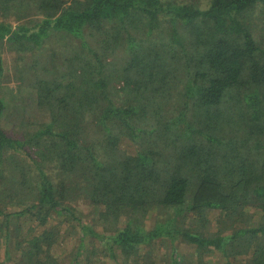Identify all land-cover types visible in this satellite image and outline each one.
Returning a JSON list of instances; mask_svg holds the SVG:
<instances>
[{
	"label": "trees",
	"instance_id": "1",
	"mask_svg": "<svg viewBox=\"0 0 264 264\" xmlns=\"http://www.w3.org/2000/svg\"><path fill=\"white\" fill-rule=\"evenodd\" d=\"M5 85L25 92L0 94L10 264H57L18 241L50 219L73 234L41 233L65 264L100 247L113 264H264V0H0ZM157 209L170 219L146 226Z\"/></svg>",
	"mask_w": 264,
	"mask_h": 264
},
{
	"label": "rangeland",
	"instance_id": "2",
	"mask_svg": "<svg viewBox=\"0 0 264 264\" xmlns=\"http://www.w3.org/2000/svg\"><path fill=\"white\" fill-rule=\"evenodd\" d=\"M180 28H181V26H180ZM182 33L186 34L185 29L184 30L182 29ZM186 41H187L188 46L190 45L189 47H193L192 43H190L188 39H186ZM46 44L47 43H45L43 45V47H46ZM161 49H160V51H161ZM37 52H41V50H36V53ZM2 58L4 60L5 66H7V67H11L17 63V53L14 51L3 50L2 51ZM11 89H15V91H16L15 93H17V94L19 93L20 97H22V95H23V97L25 96V92H24L23 87L22 88L21 87L12 88L11 85H5L3 87V89H0V94L4 95V93H5L6 95H10ZM8 101H10V100H8ZM8 122L9 121H7L6 119L3 120V123H8ZM120 146H121V148H123L125 150H129L128 154H130V155L132 154V151L130 150L131 149L130 139H128L127 137L122 138V142H121ZM83 209H84V211L82 213L84 214L85 221L90 220V222H93V219H92L93 212H90V208L85 206ZM170 217L171 216H170L169 211L162 213L157 209V211H155V213H153V215L151 214V216L148 218V221H146L147 222L146 226L153 225L155 221L157 222L156 219H159V221L163 225H165L166 220L167 219L169 220ZM99 224L100 225H98V226L101 227L102 224L100 222H99ZM46 226H49V228L53 227L55 229L59 228V226L56 225V222L54 221V219L48 220ZM46 226L39 225V224H37V222H34L32 224V227H33L32 230H28V229L25 230L23 228L21 230L22 236H21V238H18V241H19V239L21 240V251L24 252L25 250L36 249V248L42 249L44 252L41 251V254H42L41 256L47 255L48 257L53 259L55 262L57 261L56 259H58V261L56 262L57 264H65V263L61 262V261H65L64 260V253L66 252V250H64L63 245L59 244V245L52 246V244H50V242H48L47 240H44V238L42 239L41 233L43 231V228ZM60 226L62 229L59 228V230H60V232L63 233L62 235H64L66 238L70 235H73L70 233L68 226H66L64 224H61ZM26 227L30 228V226H26ZM0 235H3V233H0ZM62 241H64V240H62ZM68 242H69V245H68L69 249L71 248V246L73 249L76 247L75 242H71V241H68ZM244 244H248L247 240L244 241ZM177 247L179 248L178 250L182 253L187 252L193 248L188 243L178 244ZM95 249H96V254L92 258V260H93L92 264H113V261H112L110 255L105 250V247H103V249H102V247H100L99 251H98V248H95ZM2 251H3V247H2V244L0 242V264H10V262L8 260H6V258L3 256ZM17 253H18V251L16 252V254ZM206 257L207 258L205 259V261H206V263L209 262L208 264H222V260L218 261V259L213 255H208Z\"/></svg>",
	"mask_w": 264,
	"mask_h": 264
}]
</instances>
